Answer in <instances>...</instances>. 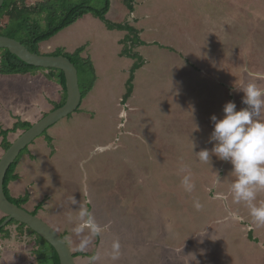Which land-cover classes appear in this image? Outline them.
Wrapping results in <instances>:
<instances>
[{
    "label": "rangeland",
    "instance_id": "1",
    "mask_svg": "<svg viewBox=\"0 0 264 264\" xmlns=\"http://www.w3.org/2000/svg\"><path fill=\"white\" fill-rule=\"evenodd\" d=\"M110 2L104 20L85 14L38 45L45 54L84 46L97 79L79 111L47 129L51 142L41 134L28 145L11 194L28 191L29 208L42 202L38 216L72 251L88 254L75 264H264V226L234 200L232 165L197 155L213 147L211 117L221 118L229 101L246 107L240 89L254 80L250 73L264 76V0H134L133 12L122 0ZM119 23L142 41L133 48L142 65L125 101L135 59L125 54L129 28L108 26ZM254 82L264 88V78ZM58 97L46 71L0 75V127L38 121ZM257 118L264 120V110ZM254 203H264V189ZM79 205L99 233L75 232ZM7 230L0 264H36L33 238L17 224Z\"/></svg>",
    "mask_w": 264,
    "mask_h": 264
},
{
    "label": "trees",
    "instance_id": "2",
    "mask_svg": "<svg viewBox=\"0 0 264 264\" xmlns=\"http://www.w3.org/2000/svg\"><path fill=\"white\" fill-rule=\"evenodd\" d=\"M92 1L93 0H39L37 2L28 3L26 0H4L2 6L0 7V34L18 40L30 51L41 53L38 46L41 42L50 39L61 30L76 22L78 19H81L85 14L91 13L95 17L102 20L105 19V16L110 8V0H101L100 7L92 5ZM123 2L127 5L128 11L133 12L134 0H122V3ZM105 23L108 22L105 20ZM108 26L110 28L115 27L119 30L129 28L124 38L125 43L128 42L129 45V47L125 50V54L135 60L131 65L130 75L125 82L126 90L122 99V101H125L133 90L132 73L142 65V58L140 54L133 52V48L138 44H142V41L139 38V32L132 29L127 23H119ZM83 50H85L84 46L77 47L70 52L65 51L62 47H56L53 52L48 53L52 55H64L75 65L78 72L81 102L83 98H85L93 89L97 79L94 65L89 57L83 56ZM38 71H46L47 77L59 85L58 99L56 101L53 100L49 102L50 106H48V108L41 113L40 117L42 118L48 112L61 106L65 102L66 89L63 71L57 68H43L27 64L16 55L10 53L8 49L0 48V75H34ZM81 102L74 112L79 111ZM73 113H70L66 117L71 118ZM32 124L33 122L18 119L11 127H0V156L13 142V140L8 137L9 133H15L17 130H20V133H22ZM46 132L47 129L42 134H45L47 141L51 142L52 138L49 137ZM27 147L28 146L20 151L16 159L7 169L3 180V188L6 197L11 202L38 216V211L42 208V202H39L34 207L29 208L28 203L30 200V193L28 191H25L23 194H19L18 196H14L8 188L9 183L17 180L19 177L15 172L16 166L23 154L27 153ZM0 214H2L0 216L1 222L6 217V214L1 211ZM11 224H17L20 234L31 236L36 242L37 247L33 250L36 264H59L58 255L53 247L35 231L21 222L15 220L9 221L5 226L0 228L1 236H11V232L9 234V230H7V226ZM61 237L63 236L61 235ZM74 255L86 256L88 254L86 252L79 251L75 252Z\"/></svg>",
    "mask_w": 264,
    "mask_h": 264
},
{
    "label": "clouds",
    "instance_id": "3",
    "mask_svg": "<svg viewBox=\"0 0 264 264\" xmlns=\"http://www.w3.org/2000/svg\"><path fill=\"white\" fill-rule=\"evenodd\" d=\"M250 75L254 80L264 78L259 73H250ZM254 80L240 89L244 94L242 103L246 107L237 110L236 104L229 101L223 107L224 114L221 118H217L215 115L211 117L214 127L209 139L210 142H213V147L211 150L204 148L197 152V155L201 161L206 163L210 162L214 155L232 165L231 172L234 174L235 180L231 185V192L234 200L245 202L255 224L264 226V203L259 205L254 203L257 192L264 189V120L257 118L264 110V88L258 86ZM220 181L217 174L216 182ZM183 184L186 191H191L194 187L190 176H185ZM72 204H77L74 198ZM196 207L200 208L201 205L197 202ZM78 208L80 223L74 229L75 232L79 234L85 229H90L93 234L99 233L101 228L96 224L87 208L81 205ZM230 216L235 220L240 219L237 212H231ZM69 249L75 263V257L81 255L76 256L70 247Z\"/></svg>",
    "mask_w": 264,
    "mask_h": 264
},
{
    "label": "water",
    "instance_id": "4",
    "mask_svg": "<svg viewBox=\"0 0 264 264\" xmlns=\"http://www.w3.org/2000/svg\"><path fill=\"white\" fill-rule=\"evenodd\" d=\"M4 0H0V7ZM0 48H6L27 64L43 67L57 68L63 71L65 78V102L48 112L45 116L34 122L13 140L11 145L0 156V211L6 217L0 222V228L9 221L21 222L35 231L48 242L58 255L59 264H75L70 249L60 234L39 216L11 202L4 193L3 180L7 169L16 159L20 151L40 136L51 125L73 113L81 102V92L78 83V72L75 65L64 55L37 53L27 49L21 42L9 36L0 34Z\"/></svg>",
    "mask_w": 264,
    "mask_h": 264
},
{
    "label": "crops",
    "instance_id": "5",
    "mask_svg": "<svg viewBox=\"0 0 264 264\" xmlns=\"http://www.w3.org/2000/svg\"><path fill=\"white\" fill-rule=\"evenodd\" d=\"M138 53V52H137Z\"/></svg>",
    "mask_w": 264,
    "mask_h": 264
}]
</instances>
